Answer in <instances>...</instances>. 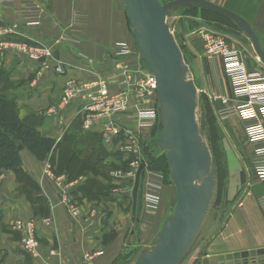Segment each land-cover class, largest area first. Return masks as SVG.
<instances>
[{
  "label": "crops",
  "instance_id": "obj_1",
  "mask_svg": "<svg viewBox=\"0 0 264 264\" xmlns=\"http://www.w3.org/2000/svg\"><path fill=\"white\" fill-rule=\"evenodd\" d=\"M30 1L44 10L42 19L31 25L23 22L19 3L12 7L0 6V28L11 31L5 34L0 31V40L40 43L50 50L51 55L35 61L16 51H1L0 92L15 106L19 117L33 125L41 135L78 152L79 163L76 161L70 168L73 170L71 177H74L70 179L67 169L57 171L58 150H52L43 161L22 150V164L18 169L0 167V264H84L87 253L99 254L90 264H133L154 245L176 202L168 164L169 173H166L142 160V150L151 146V135L159 121L151 128H138L136 107L128 109L113 118L118 132L110 145H103L102 127L97 126L90 131L83 129L77 103L61 112L56 107L68 80L92 82L104 77L111 89H117L115 75L123 64H136L147 72L151 71L140 56L116 54L118 42L125 43L131 53L138 52L120 0ZM205 1L241 16L251 26L264 50V0ZM179 7L183 6L170 10L175 20L173 30L182 43L191 48L198 42L192 22L198 17L186 12L180 14L176 10ZM75 9L87 13V24L71 26ZM57 66L63 70L62 73L55 71ZM219 76L217 71L209 76L207 92L215 91L230 97L227 78L223 79L224 82ZM200 88L203 90L205 87ZM142 104L139 106L157 107L160 113L156 94ZM216 117L215 136L210 132L215 154V160L211 155L215 164L214 190L192 248L180 264H196L211 256L226 258L234 254L241 256L240 263L244 262V257L252 262L255 258L249 256L250 252L264 250V181L258 180L253 173V148L236 115L223 119ZM128 133L138 134L137 158L140 155L138 160L144 163L135 215L132 214L135 178L132 181L127 177L128 171L110 169L126 161L130 170L134 161L130 159L132 155L123 149ZM158 136L154 138L157 140ZM101 146L107 153L102 160ZM163 155L165 158V153L159 149L153 151L151 160L163 158ZM47 165L55 176L64 175L65 181L74 182L81 178L67 190L69 199L81 208L78 217L70 216L66 205L58 197L56 199L59 190L54 179L44 174ZM128 182H132L131 188L127 186ZM114 189L121 190V193L115 194ZM147 194L158 198L154 212L146 211ZM46 217L53 219L51 226L42 224ZM16 220L34 223L39 243L38 256L29 255L23 249L22 230L14 228ZM259 264H264V258Z\"/></svg>",
  "mask_w": 264,
  "mask_h": 264
},
{
  "label": "water",
  "instance_id": "obj_2",
  "mask_svg": "<svg viewBox=\"0 0 264 264\" xmlns=\"http://www.w3.org/2000/svg\"><path fill=\"white\" fill-rule=\"evenodd\" d=\"M124 6L131 32L141 59L149 67L156 84L160 104L161 132L158 149L165 153L170 177L176 190L173 213L160 229L154 245L133 264H180L189 251L206 216L215 184V164L208 144L201 136L196 120L197 88L186 77L185 58L167 22L170 10L178 6H197L227 17L250 40L255 53L264 62V50L251 26L241 16L205 0H120ZM44 58H41L43 60ZM203 124V122L201 123ZM142 162L132 188V214ZM60 198L59 195H57ZM254 261L239 262L241 256H211L196 264H259L264 250L250 252Z\"/></svg>",
  "mask_w": 264,
  "mask_h": 264
},
{
  "label": "built area",
  "instance_id": "obj_3",
  "mask_svg": "<svg viewBox=\"0 0 264 264\" xmlns=\"http://www.w3.org/2000/svg\"><path fill=\"white\" fill-rule=\"evenodd\" d=\"M19 3L22 6L21 17L27 25L38 23L43 16V8L30 0H0V6L12 7ZM88 16L84 10L75 9L71 17V26H82L87 24ZM0 31L10 33V30L0 28ZM0 32V34H2ZM204 53L211 58H218L222 70L229 82L231 96L209 91L208 97L218 107L216 115L219 119L236 115L243 124L245 134L253 148L251 157L252 170L256 178L264 181V73L258 70H248L244 64L240 52L233 48L229 41L222 35L206 29H200ZM118 56L137 55L131 53L128 46L123 42L115 45ZM4 50L16 51L26 54L31 59L38 61L48 58L51 53L48 48L40 43H32L17 40H0V52ZM120 64V63H119ZM119 64L117 66H119ZM55 71L62 73L63 70L57 66ZM118 88L111 89L106 78H98L92 82H77L73 79L65 83L60 101L56 110L61 112L72 103L78 104V114L81 115L82 127L85 130H93L101 126V141L103 145H110L118 128L113 123V118L136 107V124L138 128L153 127L159 121V110L153 106H139L151 100L156 94V84L152 72H147L143 67L136 64L118 67L115 75ZM198 91V90H197ZM145 105V104H142ZM140 138L137 133H128L125 138L123 149L126 153H139ZM142 161L131 163L127 177L132 181ZM44 174L54 179V185L59 190V201L66 205L68 213L72 217H78L81 213L80 206L67 195L68 187L81 180L74 182L65 181L64 175L55 176L49 165L46 166ZM115 194L121 190L114 189ZM57 199V196H56ZM146 211L154 212L158 198L153 194H147ZM264 201V200H263ZM42 224L51 226V217L43 218ZM14 228L22 230L21 245L25 252L32 256L39 255V243L36 238V228L32 221L16 220ZM52 252L49 251V254ZM98 253H87L84 255V264H90Z\"/></svg>",
  "mask_w": 264,
  "mask_h": 264
},
{
  "label": "rangeland",
  "instance_id": "obj_4",
  "mask_svg": "<svg viewBox=\"0 0 264 264\" xmlns=\"http://www.w3.org/2000/svg\"><path fill=\"white\" fill-rule=\"evenodd\" d=\"M160 1L166 3L171 0H160ZM176 10H178L177 12H179L180 14H184L186 12V14H192L198 17V19L196 20L192 19L193 20L192 22H194L193 28L196 29V35H197L196 38L198 42L195 45H192L191 48L187 44L182 43V39H180L178 34L175 32V30H173L175 20L173 19L172 14H169V16H167V21L171 29V32L173 33L174 38L178 43L179 48L181 49L183 57L185 58L187 65L186 77L188 79H191L194 82L195 86L198 88L197 111H196L197 120L199 123L201 136L209 146V143L205 138L204 129L205 128L206 130L208 129V131L215 136L217 125L214 117L217 116L215 112L218 107V105L208 97L207 86L209 84V76L212 75L214 71H217V73L220 75L219 76L220 79L223 80L226 77L223 75L224 73L222 70V65L220 63V60L218 58H211L204 53L202 38L200 32L198 33V31L200 29H206L211 32L224 36L229 41L231 46L240 52L241 58L244 64L246 65V67L248 68V70H258L264 73V62L261 61L260 58L255 53L250 40L238 28V26L235 25L229 19L225 17H220L219 15H212L208 13L203 15L200 9L198 8L194 9L193 12H187V11L184 12V10L181 7H179ZM130 29H131V25H130ZM200 86L205 87L204 88L205 90L204 89L201 90L202 88H200ZM211 114L212 116H210ZM202 122L203 124H201ZM156 126L157 128L155 129V132L151 135L152 141H154V137L157 134L158 131L157 129H159V127L160 128L162 127L160 119ZM130 155L133 156L134 162L138 161V159L141 158L140 155L139 158H137V155L134 153ZM110 169L113 171H123V172L129 171L128 166H126V161H122L120 162V164H117L115 165L114 168H110ZM127 186L131 188L132 182H128ZM191 248L192 247H190V249Z\"/></svg>",
  "mask_w": 264,
  "mask_h": 264
},
{
  "label": "trees",
  "instance_id": "obj_5",
  "mask_svg": "<svg viewBox=\"0 0 264 264\" xmlns=\"http://www.w3.org/2000/svg\"><path fill=\"white\" fill-rule=\"evenodd\" d=\"M181 8L184 12H193L194 9H197L198 7L183 6ZM198 9H200L203 15L207 13L219 15L218 13L205 8ZM219 16L222 17V15ZM204 130L205 138L209 143L211 155L215 160L213 135L208 129L206 130L205 128ZM160 132L161 128L159 127L156 136H158ZM22 150H27L38 161L45 160L52 150H58L56 163L57 171L67 169V172L71 174L69 175V178H74L71 177L73 176V170H70V168L74 167L76 161L79 163L78 152H75L62 144L56 143V140L53 138L41 135L33 125L26 123L19 117L15 106L8 100L6 95L0 92V167L5 169H18L22 164ZM156 150H158V145L156 138H154L151 146L143 148L142 160L148 162V164L152 165L154 169L156 168L157 170H163L166 173H169L164 155L162 156L163 158L159 157L154 161L151 160L153 157V151ZM99 152L100 160H102L107 155L105 148L101 146ZM132 158L133 156H130V159ZM94 184L96 183L94 182Z\"/></svg>",
  "mask_w": 264,
  "mask_h": 264
},
{
  "label": "bare ground",
  "instance_id": "obj_6",
  "mask_svg": "<svg viewBox=\"0 0 264 264\" xmlns=\"http://www.w3.org/2000/svg\"><path fill=\"white\" fill-rule=\"evenodd\" d=\"M168 22V21H167ZM196 120H197V112H196ZM197 122H198V120H197Z\"/></svg>",
  "mask_w": 264,
  "mask_h": 264
}]
</instances>
